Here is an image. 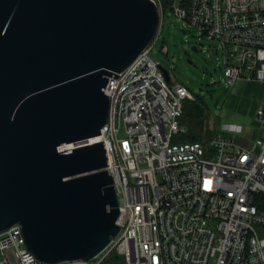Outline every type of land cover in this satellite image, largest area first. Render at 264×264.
<instances>
[{
  "label": "built area",
  "instance_id": "built-area-1",
  "mask_svg": "<svg viewBox=\"0 0 264 264\" xmlns=\"http://www.w3.org/2000/svg\"><path fill=\"white\" fill-rule=\"evenodd\" d=\"M178 2L174 17L218 44L229 85L264 86V0ZM152 46L103 89L119 232L94 258L58 264H264V97L249 141H174L186 132L178 119L191 92L166 80ZM0 264L45 263L15 223L0 233Z\"/></svg>",
  "mask_w": 264,
  "mask_h": 264
},
{
  "label": "water",
  "instance_id": "water-1",
  "mask_svg": "<svg viewBox=\"0 0 264 264\" xmlns=\"http://www.w3.org/2000/svg\"><path fill=\"white\" fill-rule=\"evenodd\" d=\"M160 23L153 0H0V233L19 224L38 261H88L118 234L103 89Z\"/></svg>",
  "mask_w": 264,
  "mask_h": 264
},
{
  "label": "rangeland",
  "instance_id": "rangeland-1",
  "mask_svg": "<svg viewBox=\"0 0 264 264\" xmlns=\"http://www.w3.org/2000/svg\"><path fill=\"white\" fill-rule=\"evenodd\" d=\"M153 1L161 23L150 57L168 73L170 83L185 86L191 92L189 101L198 100L209 131L232 135L237 140L242 138L241 141L259 136L254 114L263 100L264 86L245 82L229 85L224 79L218 44L199 36L196 30L174 17L172 8L178 6V0H171V9L163 17L161 0Z\"/></svg>",
  "mask_w": 264,
  "mask_h": 264
},
{
  "label": "trees",
  "instance_id": "trees-1",
  "mask_svg": "<svg viewBox=\"0 0 264 264\" xmlns=\"http://www.w3.org/2000/svg\"><path fill=\"white\" fill-rule=\"evenodd\" d=\"M162 17L167 9H171V0H161ZM180 126L186 132L175 137L174 141L179 142H207L214 132L207 129L205 125V114L198 100L189 101L185 99L182 103V113L178 119Z\"/></svg>",
  "mask_w": 264,
  "mask_h": 264
},
{
  "label": "crops",
  "instance_id": "crops-1",
  "mask_svg": "<svg viewBox=\"0 0 264 264\" xmlns=\"http://www.w3.org/2000/svg\"><path fill=\"white\" fill-rule=\"evenodd\" d=\"M246 141H249V140H246ZM245 143V142H244Z\"/></svg>",
  "mask_w": 264,
  "mask_h": 264
}]
</instances>
